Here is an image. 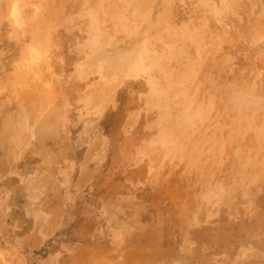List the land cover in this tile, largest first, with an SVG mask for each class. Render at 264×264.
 <instances>
[{
	"label": "rangeland",
	"instance_id": "obj_1",
	"mask_svg": "<svg viewBox=\"0 0 264 264\" xmlns=\"http://www.w3.org/2000/svg\"><path fill=\"white\" fill-rule=\"evenodd\" d=\"M0 0V264H264V0Z\"/></svg>",
	"mask_w": 264,
	"mask_h": 264
},
{
	"label": "clouds",
	"instance_id": "obj_2",
	"mask_svg": "<svg viewBox=\"0 0 264 264\" xmlns=\"http://www.w3.org/2000/svg\"><path fill=\"white\" fill-rule=\"evenodd\" d=\"M10 19L14 24L20 26L22 24V11L20 8L19 0H13L11 12H10Z\"/></svg>",
	"mask_w": 264,
	"mask_h": 264
}]
</instances>
